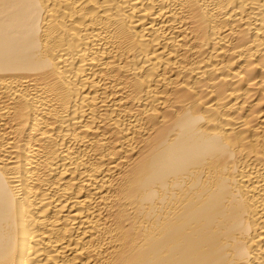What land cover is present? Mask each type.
<instances>
[{
  "label": "bare ground",
  "instance_id": "obj_1",
  "mask_svg": "<svg viewBox=\"0 0 264 264\" xmlns=\"http://www.w3.org/2000/svg\"><path fill=\"white\" fill-rule=\"evenodd\" d=\"M0 264H264V0H0Z\"/></svg>",
  "mask_w": 264,
  "mask_h": 264
}]
</instances>
